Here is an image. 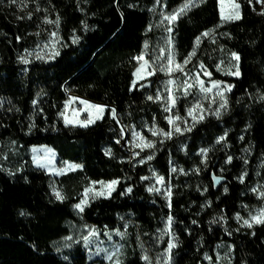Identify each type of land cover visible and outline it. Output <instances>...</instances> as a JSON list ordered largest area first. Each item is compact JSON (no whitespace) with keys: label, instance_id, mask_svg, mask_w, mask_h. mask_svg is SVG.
I'll use <instances>...</instances> for the list:
<instances>
[{"label":"trees","instance_id":"trees-1","mask_svg":"<svg viewBox=\"0 0 264 264\" xmlns=\"http://www.w3.org/2000/svg\"><path fill=\"white\" fill-rule=\"evenodd\" d=\"M185 1L159 0L168 11ZM237 2L242 10L238 20L221 23L218 0H204L168 32L150 31L158 0H0V158L13 147L46 145L58 151L60 161L83 166L60 178L39 169L12 177L0 167V264H107L103 258L89 259L82 242L60 243L70 235L69 223L115 229L124 217L149 240L171 217L178 239L174 264H218L214 248L222 242L233 246V264H264V223L249 228L236 219L259 204L250 189L264 183V3ZM47 17L59 18L64 39L50 61L36 55L40 38L52 31ZM165 32L181 60L194 49L197 37L211 32L195 61L214 79L233 86L228 113L188 129L185 150L179 145L184 135L169 122L166 97L155 85L132 86L135 57L148 40ZM219 50L238 54V76L216 70ZM71 94L110 107L91 126L66 124L61 114ZM114 107L128 133L137 132L153 147L130 157L116 143L122 136ZM168 132L170 138L164 135ZM224 134L231 154L214 149L203 162L201 150L213 148ZM149 165L172 180L170 198L148 191L142 178ZM174 166L179 171L173 173ZM114 179L120 183L112 197L92 202L82 216L74 211L84 180ZM56 181L69 199L55 197ZM129 185L131 193L123 195ZM207 252L210 261L205 260ZM124 264L147 263L134 250Z\"/></svg>","mask_w":264,"mask_h":264},{"label":"rangeland","instance_id":"rangeland-1","mask_svg":"<svg viewBox=\"0 0 264 264\" xmlns=\"http://www.w3.org/2000/svg\"><path fill=\"white\" fill-rule=\"evenodd\" d=\"M185 2L183 4H185ZM193 3L195 6H197L201 2L200 0H193ZM236 3L239 2H237L236 0ZM160 4L161 3L158 2L156 6V13L150 25V31L166 30L167 28H169L172 23L169 24L168 21L164 20V17L179 9L183 5L181 4L180 6L168 11L165 9L164 5L161 6ZM260 4L261 3H258L259 6ZM195 6L190 7L188 10ZM224 9L226 15L238 14L240 18L242 16L241 6L237 13V10L234 9L232 4L227 2V0L224 5ZM188 10L186 12H188ZM162 20L164 21L163 23H161ZM46 21L55 22V19L47 17ZM48 26L50 27V29H52V31L46 33V35H43L40 38V41L37 44L38 46L36 49V55L50 61L51 59H53V57L56 56V53L59 52V49L62 47V45H64V39L59 29L57 28L56 23H48ZM53 33H55V36H53ZM208 33L209 35L207 36L201 35V37L199 38V42L195 43L194 49L190 52H195V55L191 56V59L187 64H184V61L189 58L190 53L187 55L185 60H181L177 55L176 43L174 42L172 36H170L166 32L157 33L153 40H148L146 44L147 47H144L143 51L141 52V54H143V59H136L138 62L137 68L144 64L145 61H147L148 63V67L146 69L142 68L141 72L137 73V75L134 76V80L137 81L136 84L142 83L141 85L143 86L155 85L154 87H156V90H160V92L162 93V97H166L165 100L168 104L167 109L169 114L168 118H171L172 120V123H170L172 126V130H176V128L179 127V133H181L182 135H184L186 131L192 126L202 123L209 117H216L217 119L223 118L230 109L229 100L230 94L233 91V86L231 87L230 91L226 90L225 86L230 85L229 83L220 79H214L211 71H209L203 63L202 64L204 65V68L202 69L200 67L201 64L195 61L196 53L201 47V44L203 42L202 40L211 36V32ZM169 38H171V43H169ZM141 54L137 55L135 58L141 56ZM169 54H172L174 57V62L170 66L168 65ZM215 63L216 70H218L217 65H219L218 71L221 74L231 77L238 76L228 74L230 72H236L237 65L239 68V61L232 58L230 53L219 50ZM176 64L182 65L183 71L173 70L170 73L166 71H160L161 66H164L165 68L171 67L172 69H175ZM136 69L134 72H136ZM153 70H155L153 75H146V72H151ZM205 71L210 72L211 77L205 75ZM168 81H173V83H168ZM200 81H203V85L205 88H211L212 90L206 93L202 92L200 90ZM213 81H220V87L213 88ZM189 85H191V87H189ZM219 92H222L223 95H218L217 93ZM70 98L75 99H73L70 103H67V108L64 107L62 111L63 115H61L64 121L65 118H67L69 121H72V123L68 124L84 127L81 126V121L89 119L90 116L92 119H95L97 110L95 108L89 107L88 105L101 104L90 102L82 97L80 98L75 95H71ZM69 100L66 102H69ZM81 101H87L88 104H83L81 103ZM180 103H182V107H180ZM197 104H199L200 107H195V105ZM222 104H224V107H221ZM106 109L107 107L105 106V111L100 114L102 118L106 113ZM189 109H193L191 114H189ZM217 111H219V115L216 114ZM177 117H180V119H177ZM201 117L203 118L201 119ZM101 119H95V122L88 124V126L95 124L98 120ZM119 128L122 137L120 139H115L116 143L117 141H119L118 145L122 149H125L129 153L130 157L138 156L139 150H143V148L147 144L146 140L142 138V136L137 132H135L138 134L137 136H133L134 131L128 133V129H126L125 127L123 134L120 126ZM184 137L185 135L180 139L179 145L182 146V148L185 150L184 145H186V142L183 139ZM123 139H125L124 144ZM214 149H223L226 150L227 154H231L232 151L229 145L226 143L225 134L219 136V138L215 141L213 148L209 147L208 149H206V151L203 152V162H207ZM105 150L108 154H112V150L108 146L105 148ZM225 162L226 165H228L231 163V160L227 159ZM72 165L80 164H77L70 160L60 161L58 151H56V149H54L53 147L51 148L46 145H37L25 148L13 147L7 152L6 155L0 158V167H2L12 177L22 174V172L26 169H39L46 172V174L50 177L54 176L57 178H60L63 175H68V173L77 172L83 169V166L73 169L70 167ZM173 168H175L176 171H179L178 167L174 166ZM147 170L148 174L143 177H146L147 179H142L143 181H146L148 191L149 188L159 189V191L149 192L158 196L162 195L170 198L172 196L171 193L174 187L172 180L166 179L163 175L160 174L159 170L152 165H149L147 167ZM225 170V167L222 166L221 171ZM176 171L172 172L174 173ZM182 172L183 171H181V173ZM158 177H163V182H158ZM100 181H103L104 185H101L99 183ZM114 181H117V183L115 185H112V190L109 191L106 185L110 184V182L112 181L84 180V187L82 191L78 193L80 201L75 205L80 204L81 201L85 199L87 200V203L81 205L83 211L77 209L74 205V211H76L78 215L82 216L84 214L85 208H87L92 202L99 200V198L112 197V194H114V192L117 190L120 183V180L118 179H114ZM132 188L133 187L131 185L127 186L123 191V195H129V193H131L132 191ZM85 189H92V191L86 194ZM128 189H131V191H128ZM54 190L61 193V195L64 197L62 200L69 199L68 191L63 188L62 183L60 185V183L56 181L52 187V192L55 195ZM101 190H103L104 195H96V193L100 192ZM250 192L257 194L256 197L259 204L246 208L245 214L240 213L236 216L237 222L242 227H248L243 223L244 220H249V222L252 223V226L258 224L252 222L251 217L257 215L261 210H264V183L259 181L253 187H251ZM166 224L167 226L157 234L156 238L149 240L142 237L140 230L134 227L135 225L131 218H122L120 220L121 226L116 227L115 229H98L95 228V226H89L85 224L76 225L73 223H69L70 235L65 237L61 241L60 246L68 247L73 243L82 242L84 247H86L87 249V257H89V259L103 258L107 264H117V262H119V264H124L134 250L137 251L139 255H141L142 259L147 264H174L172 251L176 248L178 239L171 231L172 224H170L169 221H167ZM120 233H123L124 235L122 236L120 235ZM85 237H87V242L85 241ZM167 240L175 244V247H173L170 252L168 251L169 242L167 247H163ZM214 253H216L218 264H233L234 253L233 246L230 243L222 242L217 244L214 248ZM145 256L148 257V260L144 259ZM109 257H111V259H109ZM210 259V253L207 252L205 255V260L210 261Z\"/></svg>","mask_w":264,"mask_h":264},{"label":"snow or ice","instance_id":"snow-or-ice-1","mask_svg":"<svg viewBox=\"0 0 264 264\" xmlns=\"http://www.w3.org/2000/svg\"><path fill=\"white\" fill-rule=\"evenodd\" d=\"M11 2H12L13 4H15V3H17V0H11ZM158 2H159V0H158ZM200 2L203 3L204 0H200ZM227 2L231 3L232 6H233V8L236 9V10H237V13H238V10H239V8H240V5H239V3H236V0H227ZM257 2H258V3H264V0H257ZM225 3H226V0H218V4H219V6H220V19H221V23H226V22H229V21H231V20H233V19H239L240 16H239L238 14H236V15H226V14H225V9H224V5H225ZM249 3H251V0H249ZM192 6H195L194 3H193V0H186L185 4H183L179 9H177V10H175L174 12L170 13L169 15L165 16V17H164V20L168 21V23L171 24V23H173L174 21H176L181 15L185 14V12H186L190 7H192ZM262 14H264V13H262ZM29 18H31V16H29ZM46 22H47V23H56V24H58V23H59V18H57V20H56L55 22H53V21H46ZM163 22H164V21L162 20L161 23H163ZM166 30H167L168 32H171V31H172V28L169 27V28H167ZM203 35L207 36V35H209V33L206 32V33H204ZM53 36H55V33H53ZM77 40H78L77 37H74V38H73V42H74V43H75ZM197 42H199V37H197ZM169 43H171V38H169ZM145 47H147V45H145ZM58 54H59V53H56V55H58ZM192 55H195V52L189 54V58L186 59V60L184 61V64H187V63L189 62V60L191 59V56H192ZM231 56H232V58H234L235 60L239 61V56H238L237 53L233 52V53H231ZM38 58H39V57H38ZM136 59H137V60H142V59H143V54H141V56L137 57ZM22 61H23L24 63H27V62H28V61H27L26 59H24V58H22ZM173 62H174V57H173L172 54H169V56H168V65H169V66L172 65ZM221 63H223V62H221ZM147 67H148V63H147V61H145L144 64H142L140 67H138V68L136 69V72H134L133 75L136 76L137 73H140V72H141V69H142V68L146 69ZM200 67L203 69V68H204V65L201 64ZM217 69L219 70V65H217ZM173 70L183 71V67H182V65H180V64H176L175 69H172L171 67L165 68L164 66H161V68H160V71H166V72H168V73H170V72L173 71ZM154 71H155V70H153V71H151V72H146V75H153V74H154ZM228 74H231V75H239V68H238V65H237V70H236V72H230V73H228ZM205 75L211 77V73H210V72L205 71ZM141 78H143V77H141ZM136 83H137V81L134 80L132 86L135 87V86H136ZM168 83H173V81H168ZM220 84H221L220 81H213V82H212V87H213V88H219V87H220ZM141 86H143V85H141ZM189 87H191V85H189ZM231 87H232L231 85H226V86H225V89L228 90V91H230V90H231ZM200 90H201L202 92H205V93H206V92H210L212 89H211V88H205L204 85H203V81H200ZM217 94H218V95H221V96L223 95L222 92H219V93H217ZM156 98H157V99L160 98L159 93H157ZM73 99H75V98H70L69 102H66V105H65L66 108H67V103H70ZM148 99L151 100V99H153V97L149 96ZM262 99H264V97H262ZM81 103H83V104H88L87 101H81ZM173 103H174V99H173ZM225 104H226V101H225ZM88 106L91 107V108H95V109L97 110V115H96L95 119H101V118H102V116H101L100 114L103 113V112L105 111V106H102V105H88ZM195 107H200V105L197 104V105H195ZM221 107H224V104H222ZM165 110L167 111L168 109H165ZM192 111H193V109H189V114H191ZM111 112H112L113 117L115 118L116 110H115V109H111ZM216 114L219 115V111H217ZM61 115H63V113H62ZM194 118H195V117H194ZM202 118H203V117H201V119H202ZM95 119H92L91 116H90L89 119H86V120H84V121H81L80 124H81V126L87 127L88 124H90V123H94V122H95ZM177 119H180V117H177ZM169 122L172 123L171 118H169ZM65 123H66V124H68V123H72V121H69L67 118H65ZM161 131H162V130H161ZM176 131H177V132H180V128L177 127V128H176ZM155 134H156V132L154 131V132H153V135H155ZM137 135H138L137 133L133 132V136H137ZM164 135H166V136H168V137L170 138L172 134H171V132H168V133H164ZM117 143H119V141H117ZM145 147L151 148V147H153V145H152L151 142H148V143L145 145ZM201 151L203 152V151H206V150H203V149H202ZM152 158H153L152 156H148V159H149V160H151ZM229 160H231V158H229ZM70 167L73 168V169H75V168H79V167H82V166H81V165H72V166H70ZM172 171H176V169L173 168ZM143 179H147V178L145 177V178H143ZM163 179H164L163 177H158V182H163ZM241 179H242V178H241ZM93 183H96V182H93ZM99 183H100L101 185H104V182H103V181H100ZM116 183H117V181H112V182H110V184L106 185V187L109 189V191H111V190H112V185H115ZM54 191H55V190H54ZM90 191H92V189H85V193H86V194H87L88 192H90ZM128 191H131V189H128ZM149 191H159V189L149 188ZM55 195H56V198L59 199V200H62V199L64 198V197L61 195V193L58 192V191H55ZM96 195H104L103 190H101L100 192H97ZM85 203H87V200H86V199H85V200H82L80 204L75 205V207H76L77 209H80L81 211H83V208H82L81 205H82V204H85ZM171 219H172V218L169 217V223H171ZM238 219H239V217H238ZM251 221L254 222V223H258V224H259V223H264V210H261L257 215L252 216V217H251ZM243 223H244L245 225H247L249 228L252 227V223H250L249 220H244ZM120 235L123 236L124 234H123V233H120ZM68 239H70V238H68ZM85 241L87 242V237H85ZM173 247H175V244L172 243V242L170 241V242H169V245H168V251L170 252L171 249H172ZM109 259H111V257H109ZM144 259H145V260H148V257L145 256ZM117 264H119V262H117Z\"/></svg>","mask_w":264,"mask_h":264},{"label":"water","instance_id":"water-1","mask_svg":"<svg viewBox=\"0 0 264 264\" xmlns=\"http://www.w3.org/2000/svg\"><path fill=\"white\" fill-rule=\"evenodd\" d=\"M71 95H75V94H71ZM75 96H77V95H75ZM77 97H80V96H77ZM82 97V96H81ZM80 97V98H81ZM82 98H84V99H86V100H88V101H90V102H93V103H98V104H101V105H103V106H106V107H110L109 105H107V104H103V103H101V102H94V101H92V100H90V99H87V98H85V97H82ZM114 109L116 110V115H115V119H117V122H118V124H119V126L121 127V129H122V131H123V134H124V126H123V124L121 123V120L118 118V112H117V108L116 107H114ZM125 143V139H123V144Z\"/></svg>","mask_w":264,"mask_h":264}]
</instances>
